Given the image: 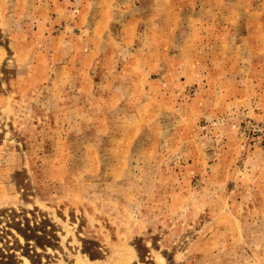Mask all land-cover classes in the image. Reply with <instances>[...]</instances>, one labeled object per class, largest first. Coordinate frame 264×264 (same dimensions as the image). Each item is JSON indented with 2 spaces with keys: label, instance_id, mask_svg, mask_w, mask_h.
Masks as SVG:
<instances>
[{
  "label": "rangeland",
  "instance_id": "374dc122",
  "mask_svg": "<svg viewBox=\"0 0 264 264\" xmlns=\"http://www.w3.org/2000/svg\"><path fill=\"white\" fill-rule=\"evenodd\" d=\"M0 264H264V0H0Z\"/></svg>",
  "mask_w": 264,
  "mask_h": 264
}]
</instances>
